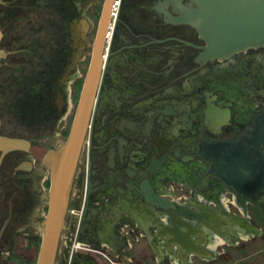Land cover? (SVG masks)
I'll use <instances>...</instances> for the list:
<instances>
[{
    "label": "flooded vegetation",
    "instance_id": "1",
    "mask_svg": "<svg viewBox=\"0 0 264 264\" xmlns=\"http://www.w3.org/2000/svg\"><path fill=\"white\" fill-rule=\"evenodd\" d=\"M106 3L0 0V137L25 141L0 151V264H19L18 248L40 235L19 224L35 216L29 188L39 199L40 182L50 187L33 146L69 137ZM114 5L59 264H184V250L167 246L178 214L210 253L188 264L261 254L248 246L264 241V45L208 59L185 21L196 0Z\"/></svg>",
    "mask_w": 264,
    "mask_h": 264
},
{
    "label": "water",
    "instance_id": "2",
    "mask_svg": "<svg viewBox=\"0 0 264 264\" xmlns=\"http://www.w3.org/2000/svg\"><path fill=\"white\" fill-rule=\"evenodd\" d=\"M115 1L107 0L103 10L104 14L100 20L99 32L93 46V59L82 89L83 93L76 110L71 133L64 144L49 150L43 161L50 172L51 180L48 191V213L43 219L42 242L36 264H56L57 262L76 169L101 79L102 50ZM196 3L197 8L185 17V21L199 28L202 37L207 42L206 57L208 59H225L236 52L264 45V0H196ZM2 36L0 29V42ZM5 56L6 53L0 49V60ZM23 143L25 141L21 139L0 137L2 159L10 151L20 148ZM170 204L164 201L163 207H169ZM188 214L194 220H211L207 214L200 213L194 216L190 212ZM175 220L180 223V226H174L173 230L169 231L171 236L168 238L167 246L170 247L176 242L184 250L181 253L184 264H188L190 255L210 257L209 250L200 245L206 242L205 232L200 231L202 240L193 241L192 236H195L197 232L187 234L182 231V224L185 222L180 214L175 216ZM199 227L201 226H196V228ZM215 229L222 233L221 229L217 227Z\"/></svg>",
    "mask_w": 264,
    "mask_h": 264
},
{
    "label": "rangeland",
    "instance_id": "3",
    "mask_svg": "<svg viewBox=\"0 0 264 264\" xmlns=\"http://www.w3.org/2000/svg\"><path fill=\"white\" fill-rule=\"evenodd\" d=\"M9 39H10V37H9ZM9 39H8V41H9ZM68 121H69V119L67 120V122ZM64 140H65V138L64 139L59 138V139L55 140L54 145H52L51 141H48L45 144H43L42 146H33V151H32L33 154L32 155H33V158H35V160L37 159L36 166H37L38 172H40L42 170V172H44V174L47 177H50V172H48L47 168H43V166H42V159L45 156V154L47 153V150L52 148V146L59 147L60 145L63 144ZM36 180H38V179H36ZM34 186L38 188L37 181L35 182ZM40 188H41V193H40L39 199L37 197H35V193L32 192L30 188L28 190V192L30 193L32 198H35L32 200V204H31V209L35 210V216L31 215V211H30V215L27 214L22 219H20L21 221L19 224H20V226H24L25 224H29L33 228L35 234L42 235L43 218L47 213L46 207H47L48 187L42 181V182H40ZM63 237H64V234H63ZM62 240H61L60 247L58 250L59 254H58L57 264L60 263L61 258H62L63 253H64ZM4 241L6 243L4 242V243H2V245L4 246V248L7 251L11 246V243H9V242L10 241L12 242V238L8 237ZM27 243H28V240H25V243L23 244L24 247H25V245H27ZM29 247H31V245ZM248 248H249L250 252H253L255 249L262 248V253L261 254L259 253L255 257H252V258L251 257L250 258H244V259H242V261H237L236 264H242V263L264 264V255H263V253H264V241L259 243L257 245V247H253V246L249 245ZM138 249H143L145 252H150L152 254L151 249H149L146 245L138 246ZM19 251H20V248H18V252ZM138 252H141V251L137 250L136 253H138ZM237 256L238 255H236V257ZM258 257H260V258H258ZM111 264H120V262H119V260H116V261H113V263L111 262ZM134 264H157V263H155V261H153V260L143 261L141 258L138 259V257H137V260H135ZM198 264H202V263L199 262Z\"/></svg>",
    "mask_w": 264,
    "mask_h": 264
},
{
    "label": "trees",
    "instance_id": "4",
    "mask_svg": "<svg viewBox=\"0 0 264 264\" xmlns=\"http://www.w3.org/2000/svg\"><path fill=\"white\" fill-rule=\"evenodd\" d=\"M41 242H42L41 235H36L32 237L31 244L34 246L29 248L22 247L21 248L22 250H20L21 252L18 255L17 254L15 255L14 261H17V257H19L18 258L20 259L19 264H36Z\"/></svg>",
    "mask_w": 264,
    "mask_h": 264
},
{
    "label": "built area",
    "instance_id": "5",
    "mask_svg": "<svg viewBox=\"0 0 264 264\" xmlns=\"http://www.w3.org/2000/svg\"><path fill=\"white\" fill-rule=\"evenodd\" d=\"M116 7H118L117 5H114V8L116 9ZM121 264V263H120Z\"/></svg>",
    "mask_w": 264,
    "mask_h": 264
},
{
    "label": "bare ground",
    "instance_id": "6",
    "mask_svg": "<svg viewBox=\"0 0 264 264\" xmlns=\"http://www.w3.org/2000/svg\"><path fill=\"white\" fill-rule=\"evenodd\" d=\"M219 216V215H218ZM220 242H223V241H220Z\"/></svg>",
    "mask_w": 264,
    "mask_h": 264
}]
</instances>
